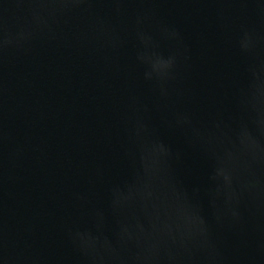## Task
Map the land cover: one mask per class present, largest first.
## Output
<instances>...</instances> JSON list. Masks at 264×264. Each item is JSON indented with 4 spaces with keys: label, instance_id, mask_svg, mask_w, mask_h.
<instances>
[{
    "label": "water",
    "instance_id": "95a60500",
    "mask_svg": "<svg viewBox=\"0 0 264 264\" xmlns=\"http://www.w3.org/2000/svg\"><path fill=\"white\" fill-rule=\"evenodd\" d=\"M0 264H264V0H0Z\"/></svg>",
    "mask_w": 264,
    "mask_h": 264
}]
</instances>
